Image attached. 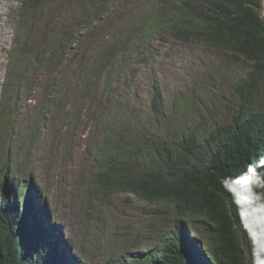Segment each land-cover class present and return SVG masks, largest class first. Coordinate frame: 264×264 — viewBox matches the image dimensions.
I'll return each instance as SVG.
<instances>
[{"label":"rangeland","instance_id":"1","mask_svg":"<svg viewBox=\"0 0 264 264\" xmlns=\"http://www.w3.org/2000/svg\"><path fill=\"white\" fill-rule=\"evenodd\" d=\"M153 3L118 0L109 8L103 0H44L31 12L28 0H0L8 30L0 44V115L13 107L11 134L0 149L8 170L26 177L35 203L45 204L40 220L56 236L63 264H105L109 251L153 246L154 211L161 215L164 207L116 186L86 198L98 147L129 112L168 133L206 129L237 109L233 86L248 62L154 29ZM90 7L99 19L85 15ZM112 48L114 55L104 58ZM97 60L106 66L97 70ZM153 86L163 98V117L150 111Z\"/></svg>","mask_w":264,"mask_h":264},{"label":"trees","instance_id":"2","mask_svg":"<svg viewBox=\"0 0 264 264\" xmlns=\"http://www.w3.org/2000/svg\"><path fill=\"white\" fill-rule=\"evenodd\" d=\"M28 1L31 12H36L44 0ZM116 1L103 0L109 8ZM261 2L154 0L150 11L154 29L238 55L249 68L233 86L238 105L226 120L206 129L181 127L165 133L148 117L129 112L116 133L102 139L97 150L99 158L89 176L93 191L87 194V200L105 195L109 186H116L166 209L161 215L154 211L159 227L153 228V246L132 253L109 251L105 264H254L252 257L264 258V227L252 217L242 222L220 184L224 176L238 175L249 161L264 155ZM21 8L25 13L24 1ZM99 13L94 7L85 11L94 20L100 18ZM113 55L112 48L104 58ZM106 64L97 60L94 66L99 70ZM87 78L92 81L97 77L91 73ZM163 104L160 91L153 86L152 117L165 115ZM12 109L0 115L2 145L11 134ZM1 150L0 264H63L56 236L40 220L45 204L35 203L33 187L26 177L8 170Z\"/></svg>","mask_w":264,"mask_h":264},{"label":"clouds","instance_id":"3","mask_svg":"<svg viewBox=\"0 0 264 264\" xmlns=\"http://www.w3.org/2000/svg\"><path fill=\"white\" fill-rule=\"evenodd\" d=\"M220 184L230 195L242 222L252 217L264 227V155L249 161L238 175L224 176ZM255 264H264V258L256 260Z\"/></svg>","mask_w":264,"mask_h":264},{"label":"bare ground","instance_id":"4","mask_svg":"<svg viewBox=\"0 0 264 264\" xmlns=\"http://www.w3.org/2000/svg\"><path fill=\"white\" fill-rule=\"evenodd\" d=\"M0 14H2L1 11H0ZM6 28H7L6 24H3V22L0 20V44H2V40L7 35L8 30Z\"/></svg>","mask_w":264,"mask_h":264}]
</instances>
